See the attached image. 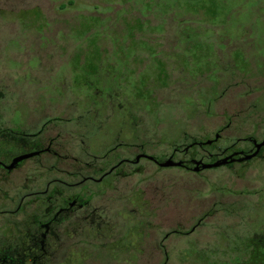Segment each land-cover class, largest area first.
I'll return each mask as SVG.
<instances>
[{
    "label": "rangeland",
    "instance_id": "rangeland-1",
    "mask_svg": "<svg viewBox=\"0 0 264 264\" xmlns=\"http://www.w3.org/2000/svg\"><path fill=\"white\" fill-rule=\"evenodd\" d=\"M100 58L113 67H99ZM247 60L253 64L251 69ZM127 62L133 71L139 67L134 74ZM164 62L169 77L158 86L165 76ZM174 62L181 76L178 83ZM225 65L242 77L264 70V0H0V120H8V111L15 106H19L16 110L44 106L46 120H63L59 126L49 125L51 135L60 132L72 138L74 152L80 141L77 134L92 132L82 128L85 122L90 126L84 112L90 99L83 89L89 84L108 93L113 79L127 90L113 101L130 103L140 112L141 139L149 142L154 135L156 153L170 150L162 137L176 138L177 130L183 128L197 132L203 113L205 132L198 135L214 132L235 106L230 94L235 81L227 77ZM196 76L203 79L195 78L194 83ZM69 84L72 92L67 90ZM154 86L158 87L152 98L161 117L157 125L145 109L151 102L134 96L145 100ZM200 88L205 108L198 104ZM212 90L218 97L212 96ZM91 95L98 98L94 91ZM70 112L78 116L74 127L67 123ZM97 115L101 118L103 113ZM29 123H36L32 113ZM255 173L237 177L223 170L198 178L175 169H145L114 183L118 191L110 194V204L138 195L154 207L153 218L141 226L146 236L136 258L127 257L123 263L94 251L88 264H264V256L243 254L240 245L236 255L226 252L237 236L264 229V221L246 224L247 219H240L264 218V207L238 211L256 201L263 203L261 196H237L240 191L264 187V177ZM4 203L10 210V201ZM203 214L209 216L190 232L192 218ZM115 227L114 232H123L126 225Z\"/></svg>",
    "mask_w": 264,
    "mask_h": 264
},
{
    "label": "flooded vegetation",
    "instance_id": "flooded-vegetation-1",
    "mask_svg": "<svg viewBox=\"0 0 264 264\" xmlns=\"http://www.w3.org/2000/svg\"><path fill=\"white\" fill-rule=\"evenodd\" d=\"M135 60L133 58L138 65ZM107 61L100 58L97 65L112 68L113 63ZM166 63L163 82L158 86L168 80ZM126 64L128 67L129 63ZM172 65L178 83L179 68L176 62ZM246 65L248 69L253 67L249 60ZM138 68L135 71L129 68L131 74ZM225 72L235 81L230 90L235 103L231 116H223L221 126L214 132L199 136L205 132L203 113L197 132L183 128L177 130L176 138L162 137L161 140L170 147L169 152L162 154L155 152L158 141L153 144L154 135L150 136L149 142L141 139L143 121L140 112L130 103L113 101L121 92L127 91L119 79H113L114 85L108 93L89 84L87 90L83 89L90 99L84 111L90 126L85 122L82 128L92 132L90 135L77 134L80 140L77 152L71 148L69 141L72 138L67 139L60 132L51 135L54 132L49 125L59 126L63 120H46L44 106L32 110L27 106L16 110L19 106H15L8 111V120H0V264H88L94 251L117 262L126 263L127 257L136 258L141 254L146 236L141 226L146 219L152 220L154 207L139 200L138 195L127 200L123 196L117 198L116 205L110 204V194L118 191L114 183L141 174L145 169L154 172L175 169L198 178L206 172L223 170L241 177L253 170L257 176L264 177V70L242 77L236 69L230 72L225 65ZM195 78L203 79L193 77L194 83ZM70 86L67 90L72 92ZM158 86L152 88L150 97L145 100L134 95L151 102L145 109L151 114L154 125L161 119L157 114L158 102L152 98ZM93 91L97 93V99L92 97ZM199 91L203 94L198 97V104L205 108L204 89ZM212 91V96L218 97ZM98 112L103 113L101 118H97ZM31 113L36 116V123H29ZM75 114L70 112L71 120L67 122L73 127L78 122ZM168 160L179 166L162 168L160 165ZM215 164L219 165L208 167ZM240 195L261 196L263 203L256 201L238 211L264 207V187L252 192L240 191L237 196ZM94 199L99 201L94 203ZM6 200L10 201V210L4 203ZM101 200L105 204H101ZM208 216L193 217L195 223L190 232ZM240 219H247L246 224L264 221L256 216ZM121 223L126 225L125 230L114 232L115 225ZM168 237L169 234L164 236L165 239ZM255 244L264 247V229L244 237L237 236L226 252L236 255L237 245H240L243 254H253L255 250H261L254 248Z\"/></svg>",
    "mask_w": 264,
    "mask_h": 264
},
{
    "label": "water",
    "instance_id": "water-1",
    "mask_svg": "<svg viewBox=\"0 0 264 264\" xmlns=\"http://www.w3.org/2000/svg\"><path fill=\"white\" fill-rule=\"evenodd\" d=\"M219 164H215V165H212V166H208V167H216L218 166ZM162 168H168V167H176V166H179L178 163H173L171 162L170 160L166 161L165 163L161 164L160 165Z\"/></svg>",
    "mask_w": 264,
    "mask_h": 264
},
{
    "label": "trees",
    "instance_id": "trees-1",
    "mask_svg": "<svg viewBox=\"0 0 264 264\" xmlns=\"http://www.w3.org/2000/svg\"><path fill=\"white\" fill-rule=\"evenodd\" d=\"M254 248L258 249L260 248L261 250L257 252V250L254 251V253L252 255H256V256H264V247L262 245L259 244H255ZM248 255V254H246Z\"/></svg>",
    "mask_w": 264,
    "mask_h": 264
}]
</instances>
